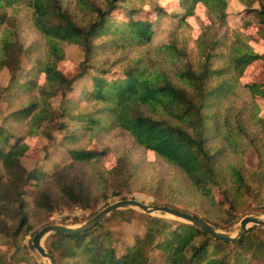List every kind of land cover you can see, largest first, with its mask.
<instances>
[{
  "label": "trees",
  "instance_id": "1",
  "mask_svg": "<svg viewBox=\"0 0 264 264\" xmlns=\"http://www.w3.org/2000/svg\"><path fill=\"white\" fill-rule=\"evenodd\" d=\"M237 1L245 30L229 27L227 0H179L170 11L159 0H0V264H35L23 239L53 211L92 210L133 188H152L161 200L153 205L189 211L216 229L232 225L250 198L264 201V121L254 101L264 98V49L251 44L264 48V0ZM200 3L206 22L193 54L187 17ZM163 16L176 24L157 42ZM252 24L255 35L246 32ZM71 44L81 58L68 75L59 62ZM253 61L262 63L261 80L243 83ZM34 137L45 140V157L58 148L68 161L26 168L21 158ZM118 137L129 141L119 154ZM133 221L140 229L130 235L112 225ZM262 231L253 225L225 242L129 207L83 232L51 233L44 247L55 264H264Z\"/></svg>",
  "mask_w": 264,
  "mask_h": 264
},
{
  "label": "rangeland",
  "instance_id": "2",
  "mask_svg": "<svg viewBox=\"0 0 264 264\" xmlns=\"http://www.w3.org/2000/svg\"><path fill=\"white\" fill-rule=\"evenodd\" d=\"M228 6H227V23L231 29L241 27L244 29L242 25V19L244 16L243 6L239 3L237 0H227ZM159 3L164 7L165 10L170 11L172 9H177L179 0H159ZM195 14L193 16L187 17V21L189 25L191 26V39L188 40V47L191 53L194 54L195 45L193 42V38L199 33L200 31V20L206 22V16H205V9L204 6L200 3L197 4L195 7ZM115 17L125 19V15L121 11H116L114 13ZM146 15H140L139 17L144 18ZM156 17V14L152 11V15L150 16L151 20H154ZM155 27L159 29L157 33V38H155V41L159 42L161 39L166 36L167 30L169 27L176 24V20L173 17L170 16H163L158 21H156ZM246 32L250 34L255 35V26L252 24L251 26L246 28ZM245 30V29H244ZM251 44L255 47L257 51L262 52L263 51V45L258 40L251 41ZM81 58V52L79 48L75 44L68 45L65 47V55L64 59L59 62V68L64 71L66 74L71 75L74 74L77 71L76 62H78ZM24 72V71H23ZM23 72L21 71L20 77L23 76ZM263 75V67L262 63L259 61H253L249 65L246 66L245 70L243 71V74L240 76V81L243 83H250V82H256L261 80V76ZM82 81L88 83V80L83 79ZM82 81L77 85V89H80V86L82 84ZM79 87V88H78ZM237 92L241 99L244 101H250V93L247 88L238 86ZM77 93L76 91L72 94L71 100L76 101ZM57 101V100H55ZM254 101L257 106V120L258 121H264V98L256 96L254 98ZM72 103V101H69ZM29 148L26 152V154L21 158L22 163L24 166L28 169H31L37 165V167L41 170L51 171L55 167L62 165L68 161V154L65 150L62 149H55L51 148L49 150V156L45 157L44 155V145L45 140L42 138H29L28 140ZM129 144V141L127 140L125 142L124 138L118 137L113 142V149L114 151L119 154L122 152L124 145ZM126 145V146H127ZM95 149H101L103 147L102 144L95 143L93 145ZM147 159H153L154 155L151 151L147 154ZM114 153L113 151H108L106 156V164L108 166L112 165L114 162ZM149 157V158H148ZM248 162H254V154H251L248 152ZM160 170V169H159ZM162 173V172H161ZM163 175V173H162ZM161 175V176H162ZM142 181V180H141ZM137 187V186H136ZM264 185L261 186L259 189V192H264ZM126 198H137L141 200L142 202H145L147 204H154V202H159L158 195L151 189L146 188V191H140L136 188H133V191L128 193L126 195ZM217 198L219 196L217 195ZM259 196L250 198L249 203H246L245 205L238 208L236 212V218L233 221V224L230 225L226 229H219L223 232L229 233L231 235L236 234L237 231H239V222L242 217L245 215H255L261 218H264V201L259 203L258 200ZM119 200V198H111L109 199L106 204H99L95 209H89V210H82L80 208H62L57 209L53 211L47 218V220L40 224L35 226L29 233H27L23 239V243L27 246L28 253L33 257L35 264H50L48 259L41 257L38 252L34 249V247H31L32 244V237L36 231H38L42 226L45 224H63L66 226H72L76 227L81 225L84 221H86L89 217L93 216L99 209L102 207ZM180 207V206H179ZM129 208V207H127ZM133 208V207H130ZM139 212L145 213L143 210L138 208H133ZM147 214V213H146ZM149 215H157L162 217H168L172 219H178L174 216H171L166 213H159L155 212L153 214ZM184 221V220H182ZM113 226H116L118 229H122L129 235L133 232H136L140 229V225L137 222L132 223H121L117 224L116 222L112 223ZM262 231V237L264 238V226H261ZM128 236V235H127ZM125 236V238L127 237ZM48 237V236H47ZM46 237V238H47ZM44 238L41 242L43 246H45V239Z\"/></svg>",
  "mask_w": 264,
  "mask_h": 264
},
{
  "label": "water",
  "instance_id": "3",
  "mask_svg": "<svg viewBox=\"0 0 264 264\" xmlns=\"http://www.w3.org/2000/svg\"><path fill=\"white\" fill-rule=\"evenodd\" d=\"M127 207H133L143 210L147 214H153L155 212L166 213L174 216L178 219L184 220L191 224L198 226L199 228L207 231L213 238L218 240H223L225 242H236L238 241L253 225L264 226V218L255 215H245L241 218L239 222V231L236 234L231 235L229 233L223 232L216 229L213 225L205 221L201 216L195 215L189 211H184L181 209H173L167 206L152 205L142 202L137 198H125L116 200L101 209H99L93 216L89 217L81 225L72 227L63 224H47L42 226L32 237V246L38 252V254L48 259L50 264H55L52 255L43 246L42 240L46 238L51 233H78L83 232L87 229L92 228L94 225L102 221L110 213Z\"/></svg>",
  "mask_w": 264,
  "mask_h": 264
}]
</instances>
